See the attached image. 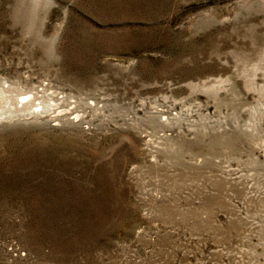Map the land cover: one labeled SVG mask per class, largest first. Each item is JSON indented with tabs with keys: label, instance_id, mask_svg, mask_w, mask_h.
Returning a JSON list of instances; mask_svg holds the SVG:
<instances>
[{
	"label": "rangeland",
	"instance_id": "rangeland-1",
	"mask_svg": "<svg viewBox=\"0 0 264 264\" xmlns=\"http://www.w3.org/2000/svg\"><path fill=\"white\" fill-rule=\"evenodd\" d=\"M3 84L15 264H264V0H0Z\"/></svg>",
	"mask_w": 264,
	"mask_h": 264
},
{
	"label": "bare ground",
	"instance_id": "bare-ground-1",
	"mask_svg": "<svg viewBox=\"0 0 264 264\" xmlns=\"http://www.w3.org/2000/svg\"><path fill=\"white\" fill-rule=\"evenodd\" d=\"M9 86L10 85L5 84L3 86L4 88H0V122L27 119L35 115L40 116L44 112V110H42L43 108H47L53 113L57 112L58 103L52 101L53 97H51V101L48 100L46 104L41 100L36 101L41 99L38 92L30 94L29 91H21L17 95H8L6 94L7 89L5 87L8 88ZM1 102H4L5 105H2Z\"/></svg>",
	"mask_w": 264,
	"mask_h": 264
},
{
	"label": "built area",
	"instance_id": "built-area-1",
	"mask_svg": "<svg viewBox=\"0 0 264 264\" xmlns=\"http://www.w3.org/2000/svg\"><path fill=\"white\" fill-rule=\"evenodd\" d=\"M0 248V264H15L18 260L32 262V255L18 239L8 238L7 242H1Z\"/></svg>",
	"mask_w": 264,
	"mask_h": 264
}]
</instances>
